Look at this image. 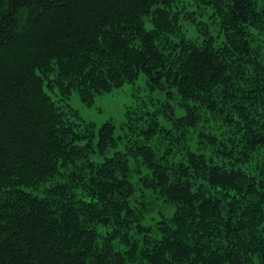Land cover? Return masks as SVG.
<instances>
[{"label": "trees", "instance_id": "obj_1", "mask_svg": "<svg viewBox=\"0 0 264 264\" xmlns=\"http://www.w3.org/2000/svg\"><path fill=\"white\" fill-rule=\"evenodd\" d=\"M178 1L0 0V264H264V7L208 0L188 36ZM55 63L84 99L150 96L80 127Z\"/></svg>", "mask_w": 264, "mask_h": 264}, {"label": "rangeland", "instance_id": "obj_2", "mask_svg": "<svg viewBox=\"0 0 264 264\" xmlns=\"http://www.w3.org/2000/svg\"><path fill=\"white\" fill-rule=\"evenodd\" d=\"M260 4L264 7V0H261ZM212 7L213 4L208 3V0H179L172 10V14H177L180 17L174 27L175 30L180 33L187 32L188 36H195L205 24L214 31L216 25L212 17L214 14ZM156 10L159 8L156 7L153 13ZM151 18L150 15V20L147 22L148 29H152L154 25ZM64 69L63 66L59 68L56 63L50 66L45 73L47 75L45 84L65 117L80 127L84 124H95L96 129H99L104 122L112 121L116 125V134L122 135L124 134L122 125L126 120V110L137 104L133 96L134 92H139L140 96L146 98L150 96L146 90L145 78L141 75L135 83H126L110 92L90 95V100L84 99L78 81L73 80L69 83L62 77L61 73ZM152 96L165 97L159 92ZM182 112L181 110L179 113ZM191 145L197 146V142Z\"/></svg>", "mask_w": 264, "mask_h": 264}]
</instances>
